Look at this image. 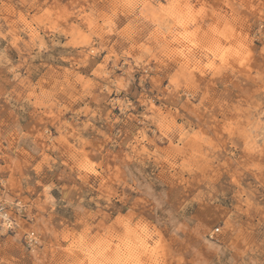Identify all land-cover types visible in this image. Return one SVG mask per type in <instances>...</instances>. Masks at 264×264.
I'll return each instance as SVG.
<instances>
[{
    "label": "rangeland",
    "instance_id": "1",
    "mask_svg": "<svg viewBox=\"0 0 264 264\" xmlns=\"http://www.w3.org/2000/svg\"><path fill=\"white\" fill-rule=\"evenodd\" d=\"M0 264H264V0H0Z\"/></svg>",
    "mask_w": 264,
    "mask_h": 264
},
{
    "label": "built area",
    "instance_id": "2",
    "mask_svg": "<svg viewBox=\"0 0 264 264\" xmlns=\"http://www.w3.org/2000/svg\"><path fill=\"white\" fill-rule=\"evenodd\" d=\"M8 227L10 228L11 227V223H8ZM27 239H28V243L30 244V245H34L36 242H35V237H34V234L32 233V234H28L27 235Z\"/></svg>",
    "mask_w": 264,
    "mask_h": 264
}]
</instances>
